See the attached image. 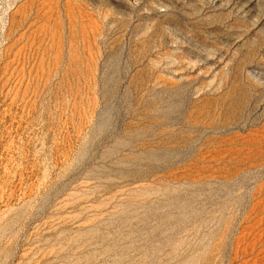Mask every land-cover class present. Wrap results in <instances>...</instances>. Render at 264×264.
<instances>
[{
	"label": "rangeland",
	"instance_id": "1",
	"mask_svg": "<svg viewBox=\"0 0 264 264\" xmlns=\"http://www.w3.org/2000/svg\"><path fill=\"white\" fill-rule=\"evenodd\" d=\"M0 264H264V0H0Z\"/></svg>",
	"mask_w": 264,
	"mask_h": 264
}]
</instances>
